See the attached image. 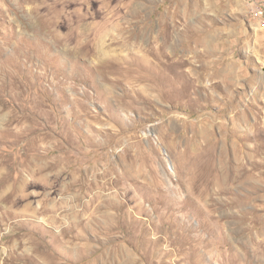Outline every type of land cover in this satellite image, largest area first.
Instances as JSON below:
<instances>
[{
  "label": "rangeland",
  "instance_id": "374dc122",
  "mask_svg": "<svg viewBox=\"0 0 264 264\" xmlns=\"http://www.w3.org/2000/svg\"><path fill=\"white\" fill-rule=\"evenodd\" d=\"M0 264H264V0H0Z\"/></svg>",
  "mask_w": 264,
  "mask_h": 264
},
{
  "label": "built area",
  "instance_id": "2783aa9c",
  "mask_svg": "<svg viewBox=\"0 0 264 264\" xmlns=\"http://www.w3.org/2000/svg\"><path fill=\"white\" fill-rule=\"evenodd\" d=\"M261 13L263 12V11H260Z\"/></svg>",
  "mask_w": 264,
  "mask_h": 264
}]
</instances>
